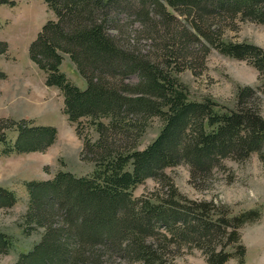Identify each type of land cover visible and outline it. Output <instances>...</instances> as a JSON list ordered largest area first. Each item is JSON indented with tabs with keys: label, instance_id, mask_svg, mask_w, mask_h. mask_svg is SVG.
Returning <instances> with one entry per match:
<instances>
[{
	"label": "trees",
	"instance_id": "16d2710c",
	"mask_svg": "<svg viewBox=\"0 0 264 264\" xmlns=\"http://www.w3.org/2000/svg\"><path fill=\"white\" fill-rule=\"evenodd\" d=\"M44 1L54 18L30 43L29 58L44 71L45 84L61 91L63 112L82 138L80 156L94 168L90 175L59 170L51 179L25 182L24 231H43L13 264H170L167 253L183 246L201 249L208 264L243 262L239 230L259 219L260 209L232 213L227 204L188 198L165 169L187 164L200 188L225 159L242 162L255 153L264 162V118L254 88L237 86L234 107L222 110L208 97L190 100L176 76L203 67L211 49L247 60L264 75L262 48L223 37L226 28L238 29L237 21L264 25V0ZM141 39L153 48L140 47ZM7 50L0 41V56ZM65 55L84 89L61 70ZM154 117L161 127L139 148ZM83 119L97 133L94 140L82 134ZM9 130L16 132L13 141ZM56 135L54 126L0 118L3 155L44 151ZM148 178L160 190L134 197ZM15 202V193L0 186V208ZM10 246L0 231V254Z\"/></svg>",
	"mask_w": 264,
	"mask_h": 264
},
{
	"label": "rangeland",
	"instance_id": "374dc122",
	"mask_svg": "<svg viewBox=\"0 0 264 264\" xmlns=\"http://www.w3.org/2000/svg\"><path fill=\"white\" fill-rule=\"evenodd\" d=\"M53 18L54 14L44 0H15L14 5L0 4V41H5L8 46L7 52L0 56V118H23L36 125H50L57 129L54 143L44 151L9 155L0 152V186L16 195L14 205L0 208V231L8 234L11 240L10 248L0 254V264L15 263L20 253L27 252L39 241L43 231L42 228L30 233L24 231L22 216L28 206L25 182L51 179L59 170L70 171L76 176L90 175L94 168L93 163L80 156L82 138L78 137L75 126L63 112L61 91L45 84L44 71L29 58L30 43L44 23ZM237 24L236 30L226 28L223 37L253 43L264 51V25L249 20L237 21ZM136 27V24L129 25V30L133 32ZM139 44L151 48L148 39H141ZM195 52L197 56L201 53L198 49ZM60 68L77 87H86L85 79L68 56H64ZM176 76L187 87L190 100L201 101L208 97L222 110L234 107L237 86H251L255 91V105L264 118V75H259L247 60L231 58L211 49L204 56L203 67L198 66L196 71L184 68ZM130 80L134 82L136 77L132 76ZM80 124L84 136L91 140L97 137L88 121L83 119ZM160 127V120L154 117L139 148L146 146ZM15 136L16 132L9 130L6 137L13 141ZM2 147L0 144V150ZM165 173L178 191L188 198L227 204L232 213L260 209V218L239 230L241 243L245 246L244 261L232 258L224 264H264V162L257 154L253 153L242 162L223 160L205 187L199 188L191 183L187 164L166 168ZM160 188V182L148 178L132 190V195H149L157 193ZM166 258L170 264H208L202 250L193 246L173 249Z\"/></svg>",
	"mask_w": 264,
	"mask_h": 264
}]
</instances>
